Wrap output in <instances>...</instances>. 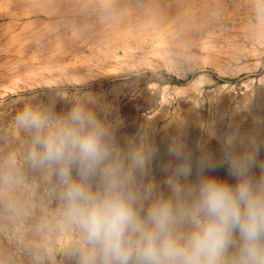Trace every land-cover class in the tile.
I'll return each instance as SVG.
<instances>
[{
  "label": "rangeland",
  "instance_id": "obj_1",
  "mask_svg": "<svg viewBox=\"0 0 264 264\" xmlns=\"http://www.w3.org/2000/svg\"><path fill=\"white\" fill-rule=\"evenodd\" d=\"M57 93L68 97L58 113L91 94L128 148L141 131L197 146L215 125L260 127L264 27L253 0H0V164L15 153L23 176L0 188V264H48L56 249L61 231L41 227L58 208L56 180L23 164L13 120Z\"/></svg>",
  "mask_w": 264,
  "mask_h": 264
},
{
  "label": "clouds",
  "instance_id": "obj_2",
  "mask_svg": "<svg viewBox=\"0 0 264 264\" xmlns=\"http://www.w3.org/2000/svg\"><path fill=\"white\" fill-rule=\"evenodd\" d=\"M253 9L264 27V0H253ZM67 99L57 93L49 107L26 104L13 125L27 137L23 164L56 180L58 208L41 227L75 234L77 264H264V162L250 134L234 131L219 162L204 144L194 161L193 149L173 141L175 163L163 169L161 185L151 177L158 149L147 132L138 133L137 146L122 148L91 94L58 113L56 103ZM224 164L235 184L206 174ZM22 184L9 153L0 188Z\"/></svg>",
  "mask_w": 264,
  "mask_h": 264
},
{
  "label": "crops",
  "instance_id": "obj_3",
  "mask_svg": "<svg viewBox=\"0 0 264 264\" xmlns=\"http://www.w3.org/2000/svg\"><path fill=\"white\" fill-rule=\"evenodd\" d=\"M200 127H202V131H207L206 124H202ZM215 127V134L213 136L208 135L207 133H201L199 134V137H202L206 151L216 161L219 162L222 157V142L225 141L234 131L238 130L241 134H250L251 137L256 140L257 144L260 146L258 160L260 162H264V123L260 127L254 123L229 124L226 128H223L224 126L218 128L220 127L218 125H215ZM184 136L187 135L185 134ZM189 137H191V134H189ZM148 143L150 145H154L158 149L157 155L151 165V177L155 182L162 185L163 181L166 179V174L163 169L169 162L175 163V160L168 154V144L164 143L157 145L155 143H152L151 141H149ZM184 144H187L189 148L193 149V156L195 161V159H197L200 155L199 152L195 151L196 146L192 145L190 142H185ZM121 147L125 149L128 148V140L126 138L122 140ZM236 150H240L238 145L236 146ZM206 174L215 176L216 178L225 180L231 184H235L233 182L235 181V179L231 175H229L228 166L226 164L219 166L212 171H208ZM259 174L260 169H254V175L259 176ZM195 178L196 168L194 163L193 176L190 179L194 181ZM76 239L77 237L74 233L61 231L60 236H58L55 240L56 249L54 250V253H51L52 255L49 254V256L47 257L49 259L48 264H77L75 257L71 254L72 246ZM59 247L60 249H58Z\"/></svg>",
  "mask_w": 264,
  "mask_h": 264
},
{
  "label": "bare ground",
  "instance_id": "obj_4",
  "mask_svg": "<svg viewBox=\"0 0 264 264\" xmlns=\"http://www.w3.org/2000/svg\"><path fill=\"white\" fill-rule=\"evenodd\" d=\"M205 4H206V3H205ZM76 8H77V7H76ZM74 9H75V8H74ZM83 9H84V8H83ZM58 10H59V9H58ZM58 10H57V11H58ZM67 10H68V9H67ZM70 11H73V9H72V10H70ZM74 11H75V10H74ZM76 11H77V10H76ZM78 11H79V9H78ZM67 12H68V11H67ZM251 94H252V93H251Z\"/></svg>",
  "mask_w": 264,
  "mask_h": 264
}]
</instances>
